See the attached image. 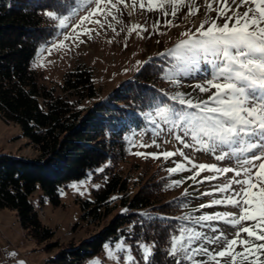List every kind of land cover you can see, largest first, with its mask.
<instances>
[{"label":"trees","instance_id":"obj_1","mask_svg":"<svg viewBox=\"0 0 264 264\" xmlns=\"http://www.w3.org/2000/svg\"><path fill=\"white\" fill-rule=\"evenodd\" d=\"M73 7V0H0V118L19 126L38 152L32 159L0 153V210H14L26 236L45 244L47 253L58 250L47 264H87L107 242L120 237L132 242L136 264H176V259L189 264L168 251L170 238L182 226L189 228V220L181 219L188 214L179 215L188 208L186 197H170L167 177L152 175L142 181V172L136 180L121 167L129 155L126 135L150 125V114L167 108L194 110L179 104L174 94L179 76L175 83L166 78L175 75L170 70L176 59L168 54L150 59L131 79L91 105H83L85 99L98 97L89 69L67 73L57 92L41 79L33 62L38 48L57 33L47 13L66 15ZM89 172L99 186L93 190V201L81 202V218L95 227L108 222L77 245L63 244L41 221L32 196L40 188L59 207L60 190ZM142 242L154 246L148 261L139 247Z\"/></svg>","mask_w":264,"mask_h":264},{"label":"rangeland","instance_id":"obj_2","mask_svg":"<svg viewBox=\"0 0 264 264\" xmlns=\"http://www.w3.org/2000/svg\"><path fill=\"white\" fill-rule=\"evenodd\" d=\"M73 2L74 7L66 15L48 12L56 17L54 23L57 33L49 43L38 48L33 68L39 73L41 79H46L47 84L53 86L57 92L61 91L67 73L75 71L78 67L91 70L98 97L85 99L83 101L85 106L116 90L123 82L139 72L150 59L168 54L170 50L175 49L181 41L188 39L185 33L198 35L197 30L202 23L206 29L212 20L222 25L226 19V17L217 19L216 11H208L206 7L208 0H186L188 5H193L199 11L195 15H189V7H184L175 17L164 16L159 10L148 11L147 7L141 9L139 7L141 0H136L135 7H133V0H124V3L117 4L116 8L110 5L105 8L101 5L100 14L90 17L81 24V18L88 15L95 8V4L86 3L85 0H73ZM143 2L147 5V0ZM113 3H116V0H113ZM232 6L235 7V5ZM213 7L218 5L214 4ZM239 10L243 12L245 8L241 7ZM73 12L75 14L71 15ZM109 12L110 15L107 14ZM64 17L70 18L67 20V26L61 27L59 21ZM96 20H99L100 24L95 23ZM134 26L139 27L134 28ZM212 60L211 56L207 60L203 57L194 60L189 69L179 76V82L172 87L175 96L179 97L182 94L185 100L192 98L197 103L207 100L212 93L201 92L196 85L205 84L215 71L216 65L211 62ZM181 111L194 112L196 109L187 111L185 107H181ZM150 116L148 119L151 122L150 125L137 132L130 131L126 135L129 155L121 164L123 172L133 174V179L136 180H138L137 176L144 172L142 181L150 179L152 175L167 177L172 188L169 192L170 197H186L187 199L188 208H182L179 211L180 216L238 214V209L226 204L201 208V205L211 204L214 200L224 199L230 195V193L217 191V188L228 183L234 177V173L204 171L200 172L194 181L190 177L195 175L197 170L193 169L192 164L189 163L191 160L196 164L236 169L239 167L237 158L217 160L216 156L222 153L219 150L216 152L203 150L190 135L185 134L183 125L174 126L171 120L165 122L161 112L160 114L152 113ZM164 152H173L175 155L165 159L162 155ZM0 153L29 159L38 156V152L28 145V140L23 136L21 128L14 124H7L1 118ZM107 164L99 167L97 172ZM178 164H184L187 170L175 173L168 171ZM93 176V173L89 172L85 178L72 181L67 187L62 188L59 192L61 199L59 207L54 206L48 198L44 197L40 188L33 194V205L43 224L55 232V240L63 244L73 242L77 245L96 234L107 224L108 220L95 227L88 225L81 218V202L93 201V190L99 186V183L93 180ZM177 181H180L179 186H176ZM143 183L140 182L139 186ZM232 187L238 188L235 184ZM205 193H211V195H205ZM193 230L208 238H214L223 233L231 239L237 229L224 221H207L197 224L189 220L188 231ZM242 238H247V234H243ZM141 244L152 247L153 251L152 243L142 242ZM117 245H123V249L118 248ZM200 245L209 251H219L224 247L223 243L212 244L207 241H196L193 247ZM44 247L45 244L40 245L26 236L14 210H0V264H47L49 257L58 253V250L47 253ZM128 249L131 250L136 264L132 242L125 240L124 237L107 242L103 251L90 257L87 264H97V262L99 264H129ZM241 250L240 247L236 248L237 252ZM109 251L115 258L109 257ZM141 251L143 253L142 249ZM261 258L264 259V255ZM206 259V256L197 254L193 256V261H189V264ZM221 264H224L223 260Z\"/></svg>","mask_w":264,"mask_h":264},{"label":"snow or ice","instance_id":"obj_3","mask_svg":"<svg viewBox=\"0 0 264 264\" xmlns=\"http://www.w3.org/2000/svg\"><path fill=\"white\" fill-rule=\"evenodd\" d=\"M85 2L94 3L95 8L81 18V24L90 17L100 14L101 5L105 8L109 5L116 8L117 4L124 3V0H116V3H113V0ZM214 4L218 7L214 8ZM135 6L136 0H133V7ZM139 7L141 9L147 7L148 11L159 10L164 16L173 17L184 7H189V15H195L199 11L193 5H188L186 0H147V5L141 0ZM206 7L208 11L217 12V19L226 17L225 22L220 25L212 20L206 29L203 23L200 25L198 35L185 33L188 39L181 41L168 53L175 57L177 64L170 70L175 75L166 78L175 83L176 77L183 75L194 60L200 57L207 60L211 56L213 58L211 62L216 65L215 71L205 84H198L196 87L201 92L212 94L201 103L185 100L181 94L178 98L179 104L187 105L196 111L177 112L167 108L161 110V115L165 122L171 120L174 126L183 125L185 134L190 135L203 150L212 152L219 150L222 154L216 156L217 160L236 157L239 164L236 169L217 168L215 165L196 164L189 160L192 168L197 170L195 175L190 177L194 181L200 172L204 171L234 173V177L228 183L217 188V191L230 195L224 199L214 200L211 204L201 205V208L226 204L238 209V214L215 213L199 217L186 216L181 219L191 220L197 224L224 221L237 230L231 239L223 233L208 238L194 230L189 232L182 226L179 234L170 238L171 246L168 251L174 258L179 255L188 261H193V256L197 254L207 257L206 260L193 264H221L222 260L224 264H264V259L261 258L264 255V0H239V3L237 0H231V4L229 0H208ZM241 7H244L245 11L240 12ZM74 14L75 12L71 15ZM47 15L56 18L53 13ZM69 18H61L60 26L66 27ZM94 22L100 24L99 20ZM249 153L251 155H248ZM162 155L167 159L175 153L164 152ZM183 170H187L186 166L178 164L168 171L175 173ZM179 184L180 181H177L176 186ZM233 184L238 188L234 189ZM243 234H247V238H242ZM196 241L223 243L224 247L219 251H209L202 245L193 247ZM117 247L123 249V245ZM139 247L143 250V259L148 261L153 254L152 247L144 244ZM237 247L242 250L237 252ZM128 253L129 264H135L130 249ZM109 257L115 258L111 251ZM176 264H180V259H176Z\"/></svg>","mask_w":264,"mask_h":264}]
</instances>
